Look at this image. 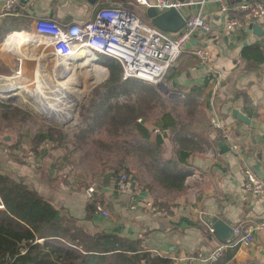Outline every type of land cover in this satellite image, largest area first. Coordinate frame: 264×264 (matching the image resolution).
I'll use <instances>...</instances> for the list:
<instances>
[{
    "label": "crops",
    "instance_id": "obj_1",
    "mask_svg": "<svg viewBox=\"0 0 264 264\" xmlns=\"http://www.w3.org/2000/svg\"><path fill=\"white\" fill-rule=\"evenodd\" d=\"M8 1L0 0V72H14L19 57H23L16 48L7 47L13 33L31 35L40 18L62 26L83 23L93 19L100 8L122 5L123 0H15L12 14L3 15ZM219 1L205 0L198 9L212 30L194 32L197 45L211 50L210 63L194 53L196 45L183 51L163 83L131 79L126 84L124 94H129L130 87L144 88L149 102L159 105L154 119L139 107L136 123L147 133L136 131L138 141L131 144L153 171L154 181L141 185L126 172L124 190L117 189L115 183L111 188H98L94 199L110 212L105 217L88 208L93 201L74 181H62L52 167L57 158L52 165L37 164L31 170L30 158H20L16 150L13 153L20 161L9 162L11 176L36 188L63 216L80 220L89 233L116 234L128 246L172 259L174 264H264V230L255 233L250 246H228L215 262L198 257L234 240L222 241L209 230L214 216L226 219L232 227L255 225L264 219V198L245 188L244 177L245 167L250 166L264 180V19L253 23L260 25L261 35L248 32L251 23L246 21L242 28L227 31L228 20L241 13L230 10L227 17ZM40 51L48 62L55 60L50 47ZM23 61L25 68L27 58ZM37 68L35 61L33 74ZM112 97L108 100L112 104L110 116L117 114L116 106L123 107L121 112L128 115V105L115 104ZM133 107L138 110L137 105ZM214 117L231 131L238 150L212 126ZM0 172L4 173L1 168Z\"/></svg>",
    "mask_w": 264,
    "mask_h": 264
},
{
    "label": "rangeland",
    "instance_id": "obj_2",
    "mask_svg": "<svg viewBox=\"0 0 264 264\" xmlns=\"http://www.w3.org/2000/svg\"><path fill=\"white\" fill-rule=\"evenodd\" d=\"M132 7L135 8L134 6ZM137 10V15L142 17L145 9L141 8L140 10L138 8ZM9 42L6 43L8 48ZM28 46H24L29 48L24 52L18 51V49L21 48L19 47L17 53L27 52L30 57L32 55H35V57L30 59L23 56L24 58H27L24 74L22 78L15 82V84L26 86L30 91L29 95L25 93V91H18L21 99L24 100L25 106H22L18 101L5 102L0 97V168L2 171L10 176L12 175L9 171V162L11 163L15 160L20 161V159L16 157L17 155H14L13 153L18 150L20 158L26 159V156L30 158L28 168L31 170V166L35 167L37 164L43 166L52 165L54 158H57L54 162L55 166H52L53 169L59 176L61 175L63 177L62 181H74L72 183L76 184L77 188L83 189L82 191L85 196L86 190L90 187H93L97 192L98 188H111L113 185L112 183H115V187L120 189V179L118 182L116 181L119 175L126 177L124 184L127 186V173L135 176L138 183L141 185H147L154 181L155 177L153 171L146 167L147 162H144L145 160L140 158L142 155L139 156V151L136 150L137 147L134 146L133 148L135 149H133L131 146L132 143H137L139 138L134 129L129 127L125 128L123 126L115 128V126L109 125V116L108 119L106 118V122L102 125L95 124L89 129L86 127L87 121L89 120L90 122L97 112L96 106L104 101L103 98L109 97L108 90L103 87L109 75L107 68L94 62L95 64L104 67L106 73L102 71L95 73L97 70L94 68L77 69V66L82 61L76 58L68 61V64L70 63V68H65V72L67 73L65 75L62 67L53 69L56 66L55 60H49L48 62L46 55L43 53L40 54V50L45 47L43 44H33ZM41 59H43V61ZM35 61L36 65L39 67V73L35 80H33ZM73 72H75V76L73 75ZM0 73L1 75L6 76H12L14 74L13 71ZM66 77L69 80L74 77L72 79L71 88L67 92V98L65 95L57 93L59 87V84L57 83H63ZM75 78L77 80H75ZM86 78H88V81H86ZM37 79L40 80V84H42V82L46 83L47 80L50 81L51 84L49 83V85L52 90L49 91L46 89L45 91H40V101L45 99L51 100L59 111L66 112L65 116L61 112L62 118L60 120L55 121V118L51 119L39 115L34 111L37 110V108L33 106V101L31 100L36 97V90H38ZM7 82L9 85L12 84L11 80H8ZM5 88H9V86H0V89ZM142 89L144 91V88ZM96 90H98V92H96ZM131 91L132 94H124L122 92L113 94L112 96L114 100L111 102L120 105H137V113L139 112V107L143 106L141 109L145 113L150 114L151 119H154V114L157 115L159 111V105L153 101L149 102V94L145 95L143 91L136 88ZM111 94L112 92L110 91V98ZM1 96L7 95L2 93ZM29 97H31V100ZM144 101H147V104L142 103ZM2 106L9 110H6ZM67 107L68 109L65 110ZM42 113L50 115L56 114V117H58L57 113L51 114L48 113V111H42ZM108 114L109 112H107V115ZM52 128L60 130L63 134V138L58 137L54 141H49L51 138L49 137V139H44L39 145H37L36 136L38 133L43 131L46 133ZM7 138L8 140H6ZM163 151L164 150L160 152L161 157ZM30 152H33L34 155H30ZM161 161L163 162V160ZM36 169L40 168H35L34 170ZM45 171L47 174V170ZM12 177L16 178L14 176ZM160 190L161 188L158 189V191ZM95 197L96 196L94 195V198ZM75 223L77 227L82 228L85 232H90L86 226L81 224L80 220H76Z\"/></svg>",
    "mask_w": 264,
    "mask_h": 264
},
{
    "label": "built area",
    "instance_id": "obj_3",
    "mask_svg": "<svg viewBox=\"0 0 264 264\" xmlns=\"http://www.w3.org/2000/svg\"><path fill=\"white\" fill-rule=\"evenodd\" d=\"M15 2V0L7 2L3 15L12 14ZM220 2L222 12L227 17L230 10L241 13L240 17L228 20L227 31L232 32L242 28L245 21L253 24L256 20L264 19V0H220ZM130 3L136 8L147 9L153 6L159 12H163L172 8L181 10L187 6L203 5L205 0H155L153 4L150 0H130ZM196 29L207 33L212 30V26L203 16L197 14L186 17L185 26L177 33H168L145 22L136 13L118 4L100 8L93 19L83 23L62 26L49 18H40L35 22L34 32L29 34L42 37L43 45L51 48L55 58L56 66L53 69L62 67L65 75L66 66L70 68L68 61L75 59L74 57L83 51L85 55L92 56L95 63H99L100 55L117 60L122 66L123 81L136 79L146 83L161 84L167 72L181 58L185 46L190 42ZM194 53L201 61L210 63L212 52L206 46L197 45ZM23 60V57H19L12 76L0 74V86H9L0 89V97L2 93L8 96L6 99L1 97L5 102L13 101L19 86H24L15 84L23 77ZM8 80H12V84L9 85ZM211 124L221 131V137L231 144L232 149L238 150L231 131L217 117L212 118ZM244 177L245 188L252 194L264 198L263 178L250 166L245 167ZM125 181L126 177L121 176V190L126 188ZM85 194L89 200L95 202L97 213L105 217L109 216V212L94 199L93 187L88 188ZM209 230L213 233L211 226ZM261 230H264V219L255 225L235 226L232 243L216 247L207 256L200 253L198 257L208 262H215L228 246L252 245L255 242V233Z\"/></svg>",
    "mask_w": 264,
    "mask_h": 264
},
{
    "label": "trees",
    "instance_id": "obj_4",
    "mask_svg": "<svg viewBox=\"0 0 264 264\" xmlns=\"http://www.w3.org/2000/svg\"><path fill=\"white\" fill-rule=\"evenodd\" d=\"M122 6L138 14L137 8H133L129 0H123ZM140 18L149 23L145 14ZM98 62L109 72L103 85L108 90L109 97L103 98L104 101L96 106L97 112L90 122L87 121V129L95 124H104L109 116V125L115 128L123 125L146 135V128L136 123L135 107L125 106L128 109L127 115L122 113L123 107L116 106L115 117L107 115L112 108L108 101L109 92H112L111 96L115 93H127L126 84L131 79L121 82L122 66L114 58L100 55ZM100 65L94 64L93 68L97 72L106 73L105 68ZM131 90L132 87L129 94ZM58 137L63 138V134L56 128L46 133L39 132L36 144L39 145L44 139L54 141ZM120 178L119 175L116 181ZM88 208L95 210V202ZM75 221L73 217L63 216L36 188L0 172V264H174L172 259L153 256L136 249L137 247L128 246L116 234L85 232L77 227ZM40 240L43 242H39Z\"/></svg>",
    "mask_w": 264,
    "mask_h": 264
},
{
    "label": "bare ground",
    "instance_id": "obj_5",
    "mask_svg": "<svg viewBox=\"0 0 264 264\" xmlns=\"http://www.w3.org/2000/svg\"><path fill=\"white\" fill-rule=\"evenodd\" d=\"M11 38H12V40H11ZM11 40V41H10ZM42 37H40V36H37V35H27V34H24V33H19V32H15V33H13V35H11V37H8V42H9V48L10 49H12L13 50V48H16V49H18L19 47H21L20 49H18V51H20V52H24L25 50H27V49H29L28 47V45H33V44H44L43 42H42ZM28 46V47H24V46ZM30 53H32V52H30ZM43 54H45V53H43ZM22 56H26L27 58H30V59H33L34 57H35V55H32L31 57L28 55V53L27 52H25V53H22L21 54ZM31 55V54H30ZM43 57H45V56H43ZM75 59L77 58V59H80L82 62L77 66V69H83V68H93V65L95 64L94 63V58L92 57V56H87V55H85V53L83 52V51H81V52H79V54L78 55H76V57H74ZM30 59H28V60H30ZM74 60V59H73ZM62 64H64L65 65V63L64 62H62ZM70 64V63H69ZM37 66V65H36ZM74 66H76V65H74ZM66 68H67V66H66ZM73 70V69H72ZM39 71V67L37 68V70H35V74H34V76L36 77L37 76V74L39 73L38 72ZM95 73H99V72H97V71H95ZM73 75L75 76L76 74H75V72H73ZM73 75H71V76H73ZM40 76V75H39ZM74 78V77H73ZM72 78V79H73ZM72 79L71 80H69L67 77L65 78V80H64V82L63 83H59V87H58V90H57V93H59V94H63V95H65V97L67 98V92L69 91V89L71 88V83H72ZM75 80H77L76 78H75ZM79 80H80V78H79ZM12 81V80H11ZM37 89L38 90H36V97L35 98H33L32 100H31V97H29V99L31 100V101H33L32 102V104H33V106H35L36 108H37V110L38 111H41V112H38L37 110H34L36 113H38L39 115H42V116H45V117H49V118H51V119H54L55 118V121H58V120H60L61 118H62V114H61V112L63 113V115L65 116V113L66 112H63V111H59L58 110V108H56V106L54 105V103H53V101H51V100H48V99H45V100H42V101H40L41 100V97L39 96V93H40V91H45L46 89H48L49 91H51L52 90V88H51V86L49 85V83H50V81H46V83L45 82H42V84H40L39 83V81L40 80H38L37 79ZM86 81H88V78H86ZM51 84V83H50ZM73 84H74V82H73ZM36 85V84H35ZM33 90V89H32ZM18 91H25V93H27L28 95L30 94V91H29V89L26 87V86H19V90ZM60 96H62V95H60ZM3 99H6V98H8V96H1ZM65 99V98H64ZM13 101H18V102H20V104L22 105V106H25V103H24V100H22L21 99V96H20V94L19 93H17L16 94V97H13V99H12ZM66 100V99H65ZM67 101V100H66ZM56 102V101H55ZM68 106H69V108H70V104H69V102H68ZM66 109H68V107L67 108H65V110ZM63 110V109H62ZM42 111H48V113H51V114H55V113H57V116L58 117H56V114L55 115H50V114H47V113H42ZM59 111V112H58ZM61 123H63V122H61Z\"/></svg>",
    "mask_w": 264,
    "mask_h": 264
},
{
    "label": "water",
    "instance_id": "obj_6",
    "mask_svg": "<svg viewBox=\"0 0 264 264\" xmlns=\"http://www.w3.org/2000/svg\"><path fill=\"white\" fill-rule=\"evenodd\" d=\"M153 4L155 0H150ZM184 1V0H180ZM220 5L221 2L219 1ZM202 5H192L187 6L181 10L177 9H168L163 12H159L155 7L151 6L146 9V16L151 22L153 26L156 28L168 32V33H177L185 26V19L191 15L199 14L198 9ZM222 7V6H221ZM189 8H196L194 11H189ZM1 26V21H0ZM248 32H255L256 34H263V30L261 29L260 25L257 24H250L248 27ZM198 44L197 35H193L190 42L185 46L184 50L192 49L194 46ZM243 120L245 118L241 117ZM8 140V138L6 139ZM211 227L213 229V233H217L219 238L222 241H227L233 237V227L231 226L230 222L226 219L219 218L218 216H214L211 219Z\"/></svg>",
    "mask_w": 264,
    "mask_h": 264
}]
</instances>
